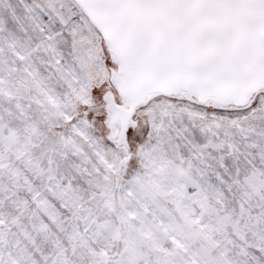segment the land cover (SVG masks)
<instances>
[{"label":"snow or ice","instance_id":"obj_1","mask_svg":"<svg viewBox=\"0 0 264 264\" xmlns=\"http://www.w3.org/2000/svg\"><path fill=\"white\" fill-rule=\"evenodd\" d=\"M0 264H264V0H0Z\"/></svg>","mask_w":264,"mask_h":264}]
</instances>
